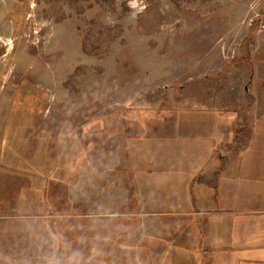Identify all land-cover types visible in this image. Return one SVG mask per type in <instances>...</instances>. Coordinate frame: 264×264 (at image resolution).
<instances>
[{
    "label": "rangeland",
    "instance_id": "obj_1",
    "mask_svg": "<svg viewBox=\"0 0 264 264\" xmlns=\"http://www.w3.org/2000/svg\"><path fill=\"white\" fill-rule=\"evenodd\" d=\"M261 9L264 0H0V264H109L119 258L111 237L138 245L160 234L153 212L136 222L121 212L125 141L167 123L156 134L182 135L206 157L248 148L247 119L264 111ZM12 99L23 116H11ZM10 117L20 125L7 139ZM220 118L223 145L207 127ZM219 178L192 181L201 212L211 207H200L201 189L215 193ZM208 216H198L205 230L229 218ZM234 219L240 233L252 225Z\"/></svg>",
    "mask_w": 264,
    "mask_h": 264
},
{
    "label": "crops",
    "instance_id": "obj_2",
    "mask_svg": "<svg viewBox=\"0 0 264 264\" xmlns=\"http://www.w3.org/2000/svg\"><path fill=\"white\" fill-rule=\"evenodd\" d=\"M261 12L264 16V10L261 9ZM234 106L233 104L230 105L232 113L235 110ZM182 114L185 117V113L182 112ZM260 115L261 117L253 118V120L247 119L248 124L252 125V137L248 148L237 151L229 148L226 151L227 155L216 150L214 154L206 157L208 150L201 147L200 144L191 142L181 145L182 140L179 139L183 138L182 135L177 136L179 132L174 134L179 138H172L173 135L170 134H156L162 133L167 123H165L164 128L161 127L155 131L154 134L160 137H153L154 134H148L142 139L131 138L126 140L124 147L126 165L125 167L121 166L120 171L121 173L124 171L123 173L126 175L125 180L130 186V192L128 201H125L121 207V212L125 219H132L139 218L146 213L148 215V212L151 211L158 218H162L165 224L160 234L148 237L145 243L138 245H131L130 243L125 245L119 239L120 236L111 237L114 240L109 241L110 251L117 254L119 258L114 262H109V264H186L187 230L182 225L180 218L189 213L187 212L188 207L192 205L188 196L189 188L192 190V186L189 187L192 180L190 175L197 174L202 179L204 178L201 183L206 182L207 185H212L207 182L215 173H218L222 179L217 180L216 194L207 187L208 189H201L202 194L198 198L201 200L200 207L207 209L214 206L212 205L214 195L218 196L219 202L224 201L221 204L218 202V206H221L220 210H213L210 207L209 211L202 209L204 212H201L200 208H197L199 202L195 196V191L192 190L193 206L196 207L197 216L209 214L208 222L222 214L229 216L223 220L227 224L224 234L225 240L214 242L211 244V248L217 253L226 251L229 255L227 264H264V140L260 139V137L264 138V135L260 134L262 131L260 128L264 125V111ZM189 120L190 117H186L185 121L179 120L176 126L187 125ZM244 121L247 123L246 119ZM227 124H229L227 121L224 122L220 118L218 122H211L207 125V127L210 126L208 128L210 133L220 136V145H223L226 138L223 133H225L224 127ZM229 132L230 140H233L232 130L230 129ZM180 133L184 134L183 132ZM183 136L186 137L187 135ZM256 138L259 139V142L256 149L253 150L251 147L254 146L253 142ZM224 156L228 158L226 164L220 162ZM203 159L208 161L204 166ZM198 160H200V165L202 162V168L196 167ZM219 163L221 169L217 170ZM224 166L226 169L223 170L222 167ZM197 168L202 169L201 172ZM189 172L192 173L189 174ZM133 192H136V200H131V193ZM130 202L133 208L126 210L125 207ZM240 213L246 214L245 222L252 220V225L245 226L241 233L238 230L242 224L239 225L234 219ZM211 225L209 222L208 227ZM220 234L221 232L217 230L214 236L219 238L221 237ZM159 238L160 240L155 247L153 241ZM142 254L144 257L140 260ZM209 256L212 260L211 264H214V259H212L214 257ZM100 264L103 263L100 262Z\"/></svg>",
    "mask_w": 264,
    "mask_h": 264
},
{
    "label": "trees",
    "instance_id": "obj_3",
    "mask_svg": "<svg viewBox=\"0 0 264 264\" xmlns=\"http://www.w3.org/2000/svg\"><path fill=\"white\" fill-rule=\"evenodd\" d=\"M42 97H43V100H46V96L44 93L40 94ZM14 99V97H13ZM12 99V102L10 104V113H11V116L14 115L15 117L17 115H22L23 114H18L16 113V108H21L22 105L20 104V102L18 101H15ZM16 113V114H13ZM19 119V118H18ZM9 121V122H8ZM15 121H18V120H15ZM15 121L10 117L6 120L5 122V125H4V128H3V132H2V137L4 138V135H5V130H6V124L7 122L9 123V126L11 127L10 130H8L6 133L9 134L6 136L7 139H9V137L13 134H16V132L18 130H16V126L18 127L20 125V123L18 122V124L16 125ZM10 122H14L13 124L10 123ZM19 128V127H18ZM11 136L10 138H13L14 136ZM3 138H2V143H3ZM11 140V139H10ZM197 178H199L200 176L197 175L196 176ZM196 177L193 178L190 182V186L191 187V183L192 181H196ZM202 179V177H201ZM201 181H204V178L201 180ZM194 183V182H193ZM203 183H206V182H203ZM208 184H211L210 180L207 182ZM213 189H216V186H213ZM216 194V190H214ZM192 190L191 188H189L188 190V196L190 197L191 199V203L193 205V195H192ZM136 192H133L131 193V200H136ZM215 196V195H214ZM50 199V198H49ZM190 205V207H188V211L189 212L187 215H184L185 217H181L180 220L181 222L183 223L182 225H184L186 227V230H187V234H186V245L188 247V249L186 250L185 252V256H186V264H204L205 263V260L207 258H209V255H213V259H214V264H227V262H229L228 260V253H226V251H224L223 253H217V251H215L213 248H211V244H213L214 242L218 241V240H225L224 238V234L226 233V228H227V224L225 222H220L219 225H211L209 226L206 230L202 227V220L200 217H198L196 214H197V211L195 210V208ZM126 210H130L133 208V205L132 203H128L126 205ZM194 210H192V209ZM194 213L193 216H190L189 214H192ZM54 217V216H53ZM207 218V217H206ZM134 220V222H136L137 218H132ZM132 219H127L125 220L126 222H129L130 220ZM59 222V221H57ZM132 222V221H130ZM56 222H53L51 223V227L53 228V231H55L56 229H54V226H55ZM75 229V228H73ZM220 231L221 232V237H215L214 234H215V231L217 232ZM57 232V231H56ZM70 232V231H69ZM56 235L58 236L59 240H61V243L62 245H65V242H63L64 240H66L65 236L62 234V233H56ZM65 237V238H64ZM160 238L159 239H155L153 241V245L156 247L158 242H159ZM144 257V255L142 254V257H140V260H142Z\"/></svg>",
    "mask_w": 264,
    "mask_h": 264
}]
</instances>
